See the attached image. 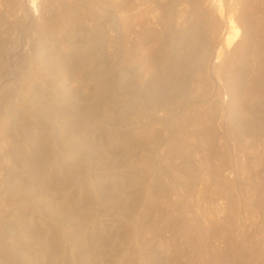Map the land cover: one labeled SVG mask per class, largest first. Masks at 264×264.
Masks as SVG:
<instances>
[{"label":"rangeland","instance_id":"rangeland-1","mask_svg":"<svg viewBox=\"0 0 264 264\" xmlns=\"http://www.w3.org/2000/svg\"><path fill=\"white\" fill-rule=\"evenodd\" d=\"M139 1L0 0V161L3 158L0 162V264H224L223 261L221 262L222 255L232 251L233 248L238 252L235 258L239 262L241 260V264L242 260H244L243 264H264V137L254 136L252 138L242 135L244 138H239L241 135L236 133L234 120L230 116L231 114L234 117L235 104L230 102L229 93L226 92V86L229 84L232 86L234 83L230 77L233 71H237L241 67L242 70L241 68L239 70L247 80L255 73L250 57L244 51L247 49L245 47L256 44L257 38L258 41L260 40L256 34L258 23H255L256 20L253 17L255 15L252 12L256 8L257 11L260 9L264 14V0ZM33 3L38 6V12L31 7L34 6ZM44 6L47 12H57L59 9L62 10L61 7H69L72 14L62 13V17L57 19L59 22L56 20L54 25L52 24L53 28L51 27L47 31L50 33L52 30V32L50 34L42 33L36 26H39L38 16L40 10L45 8ZM59 6L61 7L59 8ZM246 12L247 14H245ZM198 14H201L200 18L203 21H200ZM63 15H65V19ZM125 19L128 20L129 26L127 23L125 25ZM130 20L131 23H129ZM63 21L65 22L63 23ZM228 34L229 36H227ZM230 34H235L237 39ZM238 34L240 35L238 36ZM245 34H248V44L245 43L246 45L242 46L241 49L244 50L242 51L237 49L236 43ZM192 36L197 38L193 39ZM227 37H230L229 40ZM184 40L188 42H184ZM188 46L193 47L190 49ZM192 49L196 53V60H200L196 61L197 63L182 61L184 60L183 56ZM223 61H226L229 67ZM180 62H183L184 65ZM235 62H240V65ZM217 65H224L225 68L221 66L222 68H218V70ZM215 66L216 68H214ZM125 77L126 79H124ZM175 77L177 79H174ZM227 81L229 82L227 83ZM156 84L161 86L160 89ZM163 91L165 93L162 95ZM128 92H134L140 98L132 103L129 98L124 97ZM147 93L150 95L148 96ZM255 97L256 95L250 98L252 101H249L255 106L254 113L252 114V109H247L244 116L249 114L247 117L251 116L252 118L253 115L260 116L264 113V100ZM67 112L70 117L65 114ZM125 115L127 116L126 120ZM99 117L102 120L101 123L98 122ZM230 123L235 130L231 128ZM94 130L95 133H93ZM22 131L24 132L22 133ZM77 131L84 133L82 132L79 136ZM232 131L235 132L231 134ZM103 135L106 136L103 137ZM97 136L101 138V142ZM236 136L238 137L236 138ZM118 138L123 139V146H120L121 140ZM106 140L107 143L109 140L111 145L106 144ZM212 140L213 142H211ZM245 140L248 142L245 143ZM124 141L130 145L124 146L126 144ZM208 141L214 145L210 142L208 144ZM115 143H119V145ZM92 145L95 147L94 151L91 149ZM35 154L36 156L41 155L39 157L42 162L40 159L38 162H41V169L45 167L43 169L45 172L43 170L39 172L36 167H32L29 160ZM79 155L80 157H77ZM9 158L12 163L7 161ZM51 159L53 163H51ZM17 161H19V165ZM120 161L128 164H122ZM116 162L120 163L117 165ZM106 164L109 165V168H106ZM248 164L251 168L248 167ZM120 166L123 167V170H120ZM65 168L67 169L65 170ZM24 169H27L26 172ZM47 169L48 172H46ZM112 170L114 171L112 172ZM116 170H119L118 173L121 176ZM36 172L41 173V177ZM107 172L110 174L112 172L114 175L111 174V176ZM42 180L44 181L42 182ZM160 181L163 182L160 183ZM155 185L157 186L154 188ZM132 200L135 205L132 204ZM70 203L73 206L75 204V208L73 206L71 208ZM149 204L150 206H148ZM138 205H140L139 209ZM64 208L67 212H61ZM146 209L147 211H145ZM75 210L76 212H74ZM77 210L83 214L77 213ZM33 211L34 213H32ZM144 212L146 213L144 214ZM72 213H75L74 218H72ZM133 215L135 216L133 217ZM129 220H131L130 223H128ZM138 224L142 226L139 227ZM201 225L205 228H200ZM132 229L133 231H131ZM210 233L211 235H209ZM26 238L28 240H25ZM202 238L208 240L209 246L202 244ZM216 240L218 241L216 242ZM143 241L145 242L143 243ZM200 241L202 242L200 243ZM50 250L52 253L48 252ZM204 252H206L205 255H203ZM240 253H243V257H240ZM211 254H214L215 258ZM141 256L143 257L141 258ZM130 258H134V261Z\"/></svg>","mask_w":264,"mask_h":264},{"label":"bare ground","instance_id":"bare-ground-1","mask_svg":"<svg viewBox=\"0 0 264 264\" xmlns=\"http://www.w3.org/2000/svg\"><path fill=\"white\" fill-rule=\"evenodd\" d=\"M53 1V0H52ZM66 1V0H65ZM135 1H137V2H140L139 0H135ZM153 1H155L156 2V0H153ZM204 1V0H203ZM41 2V1H40ZM58 2V1H57ZM110 2V1H109ZM134 2V1H133ZM133 2H131V3H133ZM141 2H143L142 0H141ZM155 2H154V5H155ZM245 2V1H244ZM248 2V1H247ZM69 3V2H68ZM116 3V2H115ZM160 3V2H159ZM164 3V2H163ZM257 3V2H256ZM262 3V2H261ZM12 4V3H11ZM34 4V3H33ZM36 4V3H35ZM34 4V6L32 5L31 7H33L34 8V11H39V9H38V6H36ZM55 4H57V3H55ZM61 4V3H60ZM158 4V3H157ZM166 4V3H165ZM255 4V3H254ZM52 5V4H51ZM58 5H59V3H58ZM57 5V6H58ZM101 5V4H100ZM118 5V4H117ZM132 5V4H131ZM147 5V4H146ZM193 5V4H192ZM258 5H259V3H258ZM261 5V4H260ZM13 6V5H12ZM42 6V5H41ZM48 6V5H47ZM63 6H64V4H63ZM68 6V5H67ZM74 6H76V5H74ZM93 6V5H92ZM133 6V5H132ZM131 6V7H132ZM156 6V5H155ZM161 6V5H160ZM159 6V7H160ZM164 6V5H163ZM206 6V5H205ZM257 6V5H256ZM45 7V6H44ZM50 7V6H49ZM61 6H59V8H60ZM72 7V6H71ZM121 7V6H120ZM167 7V6H166ZM196 7V6H195ZM198 7V6H197ZM246 7V6H245ZM58 8V9H59ZM62 8V10L61 9H59V11H57V12H47L46 11V7L45 8H42L40 11V15L38 16L39 18L38 19H40V22H39V26H36V27H38V28H40L39 29V31L40 32H42V33H46L51 27L53 28V25H54V22L58 19H60L61 17H62V13H71L72 11H70V9H69V7L68 8H63V7H61ZM117 8V7H116ZM122 8V7H121ZM126 8V7H125ZM205 8V7H204ZM222 8V7H221ZM220 8V9H221ZM255 8V7H254ZM259 8H263V7H259ZM14 9V8H13ZM52 9V8H51ZM57 9V8H56ZM75 8H73V10H74ZM99 9V8H98ZM135 9V8H134ZM190 9V8H189ZM52 10H55V9H52ZM76 10V9H75ZM139 10V9H138ZM150 10V9H149ZM177 10V9H176ZM195 10V9H194ZM198 10V9H197ZM201 10V9H200ZM244 10V9H243ZM262 10V9H261ZM11 11V10H10ZM14 11V10H13ZM77 11V10H76ZM119 11V10H118ZM129 11V10H128ZM132 11V10H131ZM151 11V10H150ZM185 11V10H184ZM193 11V10H192ZM191 11V12H192ZM203 11V10H202ZM74 12V11H73ZM181 12V11H180ZM188 12V11H187ZM196 12V11H195ZM201 12V11H200ZM245 12V11H244ZM9 13V12H8ZM8 13H7V15H8ZM12 13V12H11ZM132 13V12H131ZM142 13V12H141ZM151 13V12H150ZM193 13H194V11H193ZM196 13H198V12H196ZM195 13V14H196ZM242 13V12H241ZM251 13V12H250ZM255 16H253V17H255V20H256V22L255 23H258V25L256 26V34H257V36H259V38H260V40L258 41V38H257V40H256V44H253V45H249V46H247V47H245V48H247L245 51L244 50H242L241 48H242V46H245L246 44H248V39H247V35L249 34V32H248V34H245L244 35V37H243V35H242V39L240 40V41H238V43H236L237 45H236V47H237V49H240V50H242V51H244L245 53H246V55L247 56H249L250 57V60H251V65H252V67L254 68V70H255V73H254V75L250 78L249 76V79L247 80V78L245 77V76H243V74H242V72H241V70H242V68H241V70H237V71H230V72H232L230 75V77H232V79L234 80V83H233V85L232 86H226V92H228L229 93V95L228 96H230V97H228V98H230V102L232 103V104H235V112L233 113L234 114V117H233V115H231L230 114V116H232V118H233V120H234V123H235V129L237 130L236 131V133L238 132V134L239 135H241V137H239V138H242L243 136L242 135H244V136H251L252 138L254 137V136H262V137H264V113L262 114V115H260V116H258V114H256V115H253L252 116V118H251V116L250 117H247V116H244L245 114H244V112L245 111H248V110H253V112H252V114L254 113V110H255V106H253L252 105V103L251 102H249L251 99V97H253L254 95H256V97H259V99L260 98H262L263 100H264V14L260 11V9H259V11H257V9L255 8V9H253V12H252ZM13 14V13H12ZM39 14V13H38ZM72 14V13H71ZM132 14H134V13H132ZM161 14V13H160ZM191 14V13H190ZM195 14H194V16H195ZM204 14V13H203ZM208 14V13H207ZM245 14H247V12L245 13ZM249 14V13H248ZM252 14V15H253ZM67 15V14H66ZM69 15V14H68ZM118 15V14H117ZM148 15V14H147ZM188 15V14H187ZM201 15V14H200ZM200 15L198 14V16H199V18H200ZM206 15V14H205ZM209 15H210V13H209ZM250 15V14H249ZM64 16L65 15H63V18H64ZM70 16V15H69ZM121 16V15H120ZM136 16V15H135ZM158 16V15H157ZM162 16H163V14H162ZM190 16V15H189ZM242 16V15H241ZM3 17V16H2ZM67 17V16H66ZM147 17V16H146ZM153 17V16H152ZM164 17V16H163ZM196 17H197V15H196ZM243 17V16H242ZM246 17V16H245ZM140 18V17H139ZM138 18V19H139ZM160 18H161V16H160ZM189 18V17H188ZM199 18H196V19H199ZM204 18V17H203ZM65 19V18H64ZM147 19V18H146ZM150 19V18H149ZM163 19V18H162ZM241 19V18H240ZM244 19V18H243ZM249 19H250V17H249ZM57 20V21H58ZM63 20V19H62ZM122 20V19H121ZM127 22H126V21ZM124 21H125V25H126V23H127V25H128V20L127 19H125ZM132 20V19H131ZM131 20H130V22L129 23H131ZM137 20V19H136ZM160 20V19H159ZM181 20V19H180ZM184 20V19H183ZM188 20V19H187ZM203 21V19H201L200 18V21ZM205 20V19H204ZM209 20V19H208ZM254 20V21H255ZM5 21V20H4ZM123 21V22H124ZM132 21H134V20H132ZM149 21V20H148ZM197 21V20H196ZM195 21V22H196ZM200 21H199V23H200ZM253 21V20H252ZM59 22V21H58ZM65 21H63V23H64ZM142 22V21H141ZM186 22V21H185ZM193 22H194V20H193ZM206 22H207V20H206ZM212 21H210V24H212L211 23ZM3 23V22H2ZM60 23H62V22H60ZM209 23V22H208ZM38 24V23H37ZM53 24V25H52ZM122 24V23H121ZM135 24V23H134ZM206 24V23H205ZM246 24V23H245ZM250 24V23H249ZM251 25H252V22H251ZM254 25V24H253ZM1 26V25H0ZM57 26V25H56ZM120 26H122V25H120ZM129 26V25H128ZM135 26V25H134ZM202 26V25H201ZM245 26V25H244ZM248 26V25H247ZM126 27V26H125ZM200 27V26H199ZM207 27V26H206ZM254 27V26H253ZM2 28V27H1ZM128 28V27H127ZM203 28V27H202ZM237 28V27H236ZM244 28V27H243ZM251 29H252V27H250ZM97 29V28H96ZM123 29H125V28H123ZM146 29V28H145ZM152 29V28H151ZM7 30V29H6ZM38 30V29H37ZM153 30V29H152ZM155 30V29H154ZM180 30V29H179ZM244 30V29H243ZM247 30H248V28H247ZM250 30V29H249ZM253 30V29H252ZM130 31V30H129ZM141 31V30H140ZM175 31V30H174ZM173 31V32H174ZM181 31V30H180ZM187 31V30H186ZM245 31H246V27H245ZM52 32V30L50 31V33ZM155 32V31H154ZM182 32V31H181ZM184 32V31H183ZM38 33V32H37ZM49 32H47L46 34H48ZM49 33V34H50ZM190 33V32H189ZM200 33V32H199ZM173 34V33H172ZM191 34H192V32H191ZM196 34V33H195ZM43 35V34H42ZM94 35V34H93ZM140 35V34H139ZM185 35V34H184ZM189 35V34H188ZM193 35V34H192ZM233 35H234V37H235V34H230V36H232L233 37ZM236 35H237V29H236ZM240 34H238V36H239ZM227 36H229V34L227 35ZM175 37V36H174ZM233 37V38H234ZM98 38V37H97ZM191 38H193V36L191 37ZM195 38V37H194ZM193 38V39H194ZM197 38V37H196ZM195 38V39H196ZM228 38V37H227ZM230 38V37H229ZM229 38L227 39V40H229ZM236 38V37H235ZM192 39V40H193ZM205 39V38H204ZM232 39V38H231ZM230 39V40H231ZM237 39V38H236ZM250 39V38H249ZM169 40V39H168ZM178 40V39H177ZM140 41V40H139ZM165 41V40H164ZM182 41V40H181ZM187 41V40H186ZM185 40H184V42H186ZM233 41V40H232ZM166 42V41H165ZM177 42H179V41H177ZM176 42V43H177ZM183 42V43H184ZM188 42V41H187ZM195 42V41H194ZM204 42H206V41H204ZM250 42V41H249ZM246 43V44H245ZM169 44V43H168ZM178 44V43H177ZM186 44V43H185ZM184 44V45H185ZM250 44V43H249ZM171 45V44H170ZM187 45V44H186ZM189 45V44H188ZM167 46H169V45H167ZM166 46V47H167ZM191 46V45H190ZM197 46V45H196ZM124 47V46H123ZM179 47V46H178ZM186 47V46H185ZM189 47V46H188ZM193 47V46H192ZM192 47H189L190 49L192 48ZM227 47V46H226ZM165 48V47H164ZM188 48V49H189ZM194 48H195V46H194ZM171 49V48H170ZM173 49V48H172ZM201 49V48H200ZM131 50V49H130ZM160 50H161V48H160ZM168 50V49H167ZM178 50V49H177ZM195 50H197V49H195ZM203 50V49H202ZM198 51V50H197ZM237 51V50H236ZM235 51V52H236ZM162 52V51H161ZM202 52V51H201ZM230 52V51H229ZM163 53V52H162ZM182 53V52H181ZM185 53H186V51H185ZM160 54V53H159ZM173 54H174V52H173ZM179 54V53H178ZM184 54V53H183ZM207 54V53H206ZM236 54V53H235ZM163 55H164V53H163ZM162 55V56H163ZM167 55H168V53H167ZM228 55V54H227ZM237 55V54H236ZM235 55V56H236ZM166 56V55H165ZM169 56V55H168ZM168 56H166V57H168ZM180 56V55H179ZM230 56V55H229ZM228 56V57H229ZM164 57V56H163ZM173 57V56H172ZM181 58H182V56H180ZM161 58V57H160ZM178 58V57H177ZM208 58H210V57H208ZM233 58V57H232ZM237 58H239V57H237ZM158 59V58H157ZM183 59L184 60H182V61H186V62H188V63H195L197 60H196V53H195V51L192 49L191 51H189L185 56H183ZM163 60H165V59H163ZM174 60V59H173ZM178 60H180V59H178ZM178 60H176V61H178ZM200 60V59H199ZM198 60V61H199ZM206 60H207V58H206ZM209 60V59H208ZM158 61V60H157ZM170 61V60H169ZM197 61V62H198ZM202 61V60H201ZM239 61V60H238ZM179 62V61H178ZM196 62V63H197ZM224 62V61H223ZM177 63V62H176ZM180 63H182L183 64V62H180ZM224 63H227L226 61L224 62ZM235 63H238V62H235ZM240 63V62H239ZM238 63V65H240ZM33 64V63H32ZM186 64V63H185ZM199 64V63H198ZM221 64V63H220ZM228 64V63H227ZM184 65V64H183ZM225 65V64H224ZM224 65H221V66H224ZM237 65V66H238ZM243 65V64H242ZM241 65V66H242ZM250 65V64H249ZM111 66V65H110ZM206 66V65H205ZM218 66V65H217ZM220 66V65H219ZM217 67V69L219 68H222L221 66L220 67ZM170 67V66H169ZM174 67V66H173ZM192 67V66H191ZM207 67V66H206ZM227 67V66H226ZM228 67H229V64H228ZM172 68V67H171ZM170 68V69H171ZM178 68V67H177ZM186 68V67H185ZM208 68V67H207ZM214 68H216V66L214 67ZM224 68H225V66H224ZM235 68L237 69V67L235 66ZM173 69V68H172ZM212 69V68H211ZM218 69V70H219ZM231 70H233L232 68H230ZM37 70V69H36ZM174 70V69H173ZM192 70V69H191ZM194 70H195V67H194ZM216 70V69H215ZM218 70H216V71H218ZM247 70V69H246ZM164 71V70H163ZM197 71V70H196ZM214 71V70H213ZM223 71H224V69H223ZM228 71V70H227ZM34 72V71H33ZM165 72V71H164ZM169 72V71H168ZM161 73V72H160ZM220 73L222 74V72L220 71ZM247 73V72H246ZM252 74V73H251ZM246 75H248V74H246ZM161 76V75H160ZM223 76V75H222ZM174 77V76H173ZM206 77V76H205ZM224 77V76H223ZM226 77V76H225ZM229 77V76H228ZM132 78V77H131ZM154 78V77H153ZM170 78V77H169ZM197 78V77H196ZM246 78V79H245ZM27 79V78H26ZM124 79H126V77L124 78ZM129 79H130V77H129ZM173 79V78H172ZM174 79H177L176 77L174 78ZM224 79V78H223ZM231 79V80H232ZM229 80V79H228ZM161 81V80H160ZM159 81V82H160ZM171 81V80H170ZM175 81V80H174ZM177 81V80H176ZM133 82V81H132ZM138 82V81H137ZM168 82V81H167ZM173 82V81H172ZM208 82V81H207ZM229 81H227V83H228ZM28 83V82H27ZM117 83V82H116ZM161 83H162V81H161ZM161 83H159L160 85H161ZM179 83V82H178ZM211 83V82H210ZM131 84V83H130ZM133 84V83H132ZM166 85V84H165ZM164 85V86H165ZM168 85V84H167ZM179 85H181V84H179ZM205 85V84H204ZM144 86V85H143ZM156 86H158V88L160 89V87L162 86H159V85H157L156 84ZM206 86V85H205ZM128 87H129V85H128ZM135 87V86H134ZM152 87V86H151ZM118 88V87H117ZM162 88H163V86H162ZM181 88V87H180ZM19 89V88H18ZM29 89H31V88H29ZM112 89V88H111ZM145 89V88H144ZM168 89V88H167ZM170 89V88H169ZM188 89V88H187ZM206 89V88H205ZM21 90H23L22 88H21ZM25 90V92H26V89H24ZM117 90V89H116ZM134 90V89H133ZM175 90V89H174ZM177 90V89H176ZM186 90V89H185ZM210 90V89H209ZM29 91H31V90H29ZM119 91V90H118ZM142 91V90H141ZM148 91V90H147ZM166 91V90H165ZM165 91H163V93H162V95L165 93ZM189 91V90H188ZM216 91H218V90H216ZM20 92V91H19ZM32 92V91H31ZM134 92H135V90H134ZM132 93V92H128V93H126L125 94V96L124 97H127V98H129L130 100H131V102L132 103H135L134 102V100L136 101L137 99H139L140 97L139 96H137L135 93ZM137 92H138V90H137ZM184 92V91H183ZM206 92H208V91H206ZM205 92V93H206ZM21 93V92H20ZM24 93V92H23ZM148 93H149V91H148ZM148 93H147V95H148ZM155 93V92H154ZM158 93V92H157ZM169 93H170V90H169ZM173 93V92H172ZM25 94V93H24ZM106 94V93H105ZM144 94V93H143ZM178 94V93H177ZM186 94V93H185ZM13 95V94H12ZM145 95V94H144ZM150 95V94H149ZM148 95V96H149ZM155 95V94H154ZM206 95V94H205ZM20 96V95H19ZM119 96H121V95H119ZM172 96V95H171ZM21 97H22V94H21ZM27 97V96H26ZM29 97V96H28ZM122 97V96H121ZM169 97V96H168ZM255 97V98H256ZM17 98H19V97H17ZM126 98V99H127ZM142 98V97H141ZM165 98V97H164ZM172 98V97H171ZM182 98V97H181ZM14 99H15V97H14ZM20 99V98H19ZM258 99V98H257ZM262 99H261V101H262ZM120 100V99H119ZM144 100V99H143ZM170 100V99H169ZM176 100V99H175ZM21 101V100H20ZM25 101V100H24ZM28 101V100H27ZM129 101V100H128ZM252 101V100H251ZM260 101V100H259ZM22 102H23V99H22ZM145 102V101H144ZM158 102V101H157ZM24 103V102H23ZM111 103V102H110ZM114 103V102H113ZM154 103V102H153ZM174 103V102H173ZM250 103H251V105H250ZM8 104V103H7ZM21 104V103H20ZM27 104V103H26ZM69 104H71V103H69ZM107 104V103H106ZM264 104V103H263ZM23 105V104H22ZM25 105V104H24ZM72 105V104H71ZM77 105V104H76ZM97 105V104H96ZM101 105V104H100ZM99 105V106H100ZM114 105V104H113ZM141 105V104H140ZM145 105V104H144ZM260 105H262V104H260ZM67 106H69V105H67ZM78 106V105H77ZM76 106V107H77ZM83 106V105H82ZM104 106H105V104H104ZM124 106V105H123ZM131 106V105H130ZM135 106H137V105H135ZM259 106V105H258ZM263 106V105H262ZM70 107V106H69ZM261 107V106H260ZM7 108V107H6ZM21 108V107H20ZM68 108V107H67ZM79 108V107H78ZM83 108V107H82ZM82 108H81V110H82ZM95 108V107H94ZM102 108V107H101ZM117 108V107H116ZM138 108V107H137ZM143 108V107H142ZM233 108H234V106H233ZM232 108V109H233ZM72 109V108H71ZM91 109V108H90ZM89 109V110H90ZM118 109V108H117ZM160 109V108H159ZM194 109V108H193ZM248 109V110H247ZM264 109V108H263ZM63 110V109H62ZM65 110V109H64ZM74 110V109H73ZM76 110V109H75ZM78 110V109H77ZM88 110V111H89ZM96 110V109H95ZM94 110V111H95ZM98 110V109H97ZM107 110V109H106ZM126 110V109H125ZM139 110V109H138ZM150 110H152V109H150ZM204 110V109H203ZM260 110V109H259ZM58 111V110H57ZM60 111V110H59ZM70 111V110H69ZM79 111V110H78ZM108 111V110H107ZM257 111V110H256ZM61 112V111H60ZM63 112V111H62ZM81 112V111H80ZM80 112H79V115H80ZM85 112V111H84ZM111 112V111H110ZM154 112V111H153ZM230 112V111H229ZM228 112V113H229ZM260 112V111H259ZM264 112V111H263ZM77 114H78V112H76ZM92 113V112H91ZM95 113H97V112H95ZM133 113V112H132ZM147 113V112H146ZM249 113V112H248ZM262 113V112H261ZM63 114V113H62ZM65 114H67V115H69V113L67 112V113H65ZM71 114V113H70ZM84 114V113H83ZM86 114V113H85ZM94 114V113H93ZM99 114V113H98ZM140 114V113H139ZM206 114V113H205ZM204 114V115H205ZM252 114H250V115H252ZM88 115H90L89 113H88ZM123 115V114H122ZM143 115V114H142ZM60 116V115H59ZM62 116V115H61ZM65 116V115H64ZM64 116H63V118H64ZM91 116V115H90ZM89 116V118H91ZM108 116V115H107ZM126 116V115H125ZM132 116V115H131ZM229 116V115H228ZM227 116V117H228ZM68 117H70V115L68 116ZM72 117V116H71ZM103 117V116H102ZM111 117V116H110ZM122 118H123V116H121ZM120 117V118H121ZM134 117V116H133ZM136 117V116H135ZM193 117V116H192ZM207 117V116H206ZM22 118V117H21ZM25 118V117H24ZM67 118V117H66ZM88 118V119H89ZM97 118V117H96ZM104 118V117H103ZM105 118H106V116H105ZM109 118V117H108ZM116 118H118V117H116ZM188 118V117H187ZM202 118V117H201ZM82 119V118H81ZM87 119V121H89ZM94 119V118H93ZM110 119V118H109ZM112 119V118H111ZM127 119V116H126V118H125V120ZM229 119H230V117H229ZM228 119V120H229ZM72 120V119H71ZM73 120H75L74 118H73ZM83 120V119H82ZM97 120V119H96ZM96 120H95V122H96ZM99 121L98 122H100V121H102V120H100V117H99V119H98ZM105 120V119H104ZM125 120L123 121V122H125ZM205 120V119H204ZM231 120V119H230ZM229 120V121H230ZM84 121V120H83ZM117 121V120H116ZM121 121V122H122ZM131 121V120H130ZM232 121V120H231ZM18 122V121H17ZM16 122V123H17ZM24 122H25V120H24ZM72 122V121H71ZM89 122H91V121H89ZM88 122V123H89ZM98 122H97V124H98ZM118 122V121H117ZM120 122V123H121ZM14 123V122H13ZM28 123V122H27ZM92 123V122H91ZM91 123H89V124H91ZM101 123V122H100ZM99 123V124H100ZM112 123V122H111ZM127 123H128V121H127ZM126 123V124H127ZM135 123V122H134ZM137 123V122H136ZM205 123V122H204ZM233 123V124H234ZM32 124V123H31ZM79 124V123H78ZM94 124V123H93ZM107 124V123H106ZM118 124V123H117ZM129 124V123H128ZM231 124L232 123H230V126H231ZM23 125H25V124H23ZM29 125V124H28ZM33 125V124H32ZM101 125V124H100ZM108 125V124H107ZM111 125V124H110ZM115 125V124H114ZM122 125V124H121ZM125 125V124H124ZM137 125V124H136ZM186 125V124H185ZM207 125V124H206ZM20 126V125H19ZM69 126V125H68ZM80 126V125H79ZM86 126V125H85ZM94 126V125H93ZM92 126V127H93ZM188 126V125H187ZM209 126V125H208ZM14 127V126H13ZM33 127V126H32ZM75 127V126H74ZM82 127V126H81ZM87 127V126H86ZM98 127V126H97ZM107 127V126H106ZM109 127V126H108ZM114 127V126H113ZM136 127H138V126H136ZM204 127V126H203ZM234 127V126H233ZM83 128H85V127H83ZM111 128V127H110ZM180 128V127H179ZM212 128V127H211ZM231 128H232V126H231ZM30 129V128H29ZM103 129V128H102ZM128 129V128H127ZM194 129V128H193ZM202 129V128H201ZM214 130H215V128H213ZM212 129V130H213ZM230 129V128H229ZM233 130H235L234 128H232ZM24 130V129H23ZM85 130V129H84ZM116 130V129H115ZM133 130H134V128H133ZM136 130V129H135ZM140 130V129H139ZM126 131V130H125ZM129 131V130H128ZM185 131V130H184ZM204 131V130H203ZM211 131V130H210ZM229 131V130H228ZM231 131V130H230ZM229 131V132H230ZM14 132V131H13ZM15 132H16V129H15ZM14 132V133H15ZM24 131H22V133H23ZM79 131H77V133H78ZM83 132V131H82ZM81 132V133H82ZM86 132V131H85ZM90 132V131H89ZM117 132V131H116ZM131 132V131H130ZM137 132V131H136ZM200 132V131H199ZM233 132H235V131H232L231 132V134L233 133ZM35 133V132H34ZM80 132H79V136H80V134H81ZM84 133V132H83ZM93 133H95V130H94V132ZM97 133H101V132H97ZM217 133V132H216ZM25 134V133H24ZM104 134V133H103ZM133 134V133H132ZM204 134H205V131H204ZM207 134H208V132H207ZM213 134V133H212ZM211 134V135H212ZM27 135V134H26ZM107 135V134H106ZM105 135V136H106ZM116 135H117V133H116ZM120 135V134H119ZM144 135V134H143ZM210 135V134H209ZM235 135H237V134H235ZM235 135H233V136H235ZM17 136V135H16ZM24 136V135H23ZM83 136V135H82ZM85 136V135H84ZM91 136V135H90ZM104 135H103V137H105ZM133 136V135H132ZM138 136V135H137ZM195 136V135H194ZM207 136V135H206ZM69 137V136H68ZM94 137V136H93ZM98 137V136H97ZM121 137V136H120ZM130 137V136H129ZM205 137V136H204ZM211 137V136H210ZM217 137V136H216ZM223 137V136H222ZM238 136H236V138H237ZM82 138V137H81ZM85 138V137H84ZM87 138V137H86ZM89 138V137H88ZM87 138V139H88ZM96 138V137H95ZM98 138H100V137H98ZM206 138V137H205ZM244 138V137H243ZM242 138V139H243ZM261 138V137H260ZM33 139V138H32ZM40 139V138H39ZM42 139V138H41ZM109 139V138H108ZM118 139H120V138H118ZM131 139H132V137H131ZM140 139H141V137H140ZM210 139V138H209ZM248 139V138H247ZM255 139V138H254ZM17 140H19L18 138H17ZM36 140V139H35ZM38 140V139H37ZM82 140H83V138H82ZM86 140V139H85ZM90 140H91V138H90ZM121 140V139H120ZM119 140V141H120ZM123 140V139H122ZM122 140H121V142H120V146H123L122 144ZM124 140H125V138H124ZM127 140V139H126ZM240 140V139H239ZM49 141V140H48ZM97 141H99V140H97ZM115 141H117V140H115ZM114 141V142H115ZM146 141V140H145ZM246 141L248 142V140H245L244 142L246 143ZM254 141V140H253ZM22 142V141H21ZM40 142V141H39ZM90 142V141H89ZM100 142H101V138H100ZM125 143L127 142V141H124ZM204 142V141H203ZM202 142V143H203ZM209 142L210 141H208V144H209ZM211 142H213V140L211 141ZM210 142V143H211ZM49 143V142H48ZM84 143V142H83ZM92 143H93V140H92ZM108 143H109V140H108ZM107 143V140H106V144H108ZM136 143H138V142H136ZM201 143V144H202ZM206 143H207V140H206ZM251 143V142H250ZM23 144V143H22ZM39 144V143H38ZM38 144H36V145H38ZM86 144H87V142H86ZM90 144V143H89ZM110 144V143H109ZM108 144V145H109ZM115 144H117V145H119V143H115ZM211 144H213V143H211ZM49 145V144H48ZM94 145H96L95 143H94ZM103 145H105L104 143H103ZM111 145V144H110ZM113 145V144H112ZM125 145H130V144H124V146ZM135 145V144H134ZM204 145H206V144H204ZM214 145V144H213ZM53 146V145H52ZM86 146V145H85ZM89 146V145H88ZM93 146V145H92ZM106 146V145H105ZM104 146V147H105ZM138 146V145H137ZM207 146H210V145H207ZM217 146V145H216ZM34 147V146H33ZM42 147V146H41ZM44 147V146H43ZM113 147V146H112ZM119 147V146H118ZM163 147V146H162ZM210 147H212V146H210ZM14 148V147H13ZM36 148H38V147H36ZM49 148H51V147H49ZM53 148V147H52ZM78 148V147H77ZM85 148H87V147H85ZM93 148H95L94 146L91 148V149H93ZM98 148V147H97ZM100 148V147H99ZM110 148V147H109ZM122 148V147H121ZM264 148V147H263ZM15 149V148H14ZM30 149H32V148H30ZM29 149V151H31ZM74 149H76V148H74ZM101 149V148H100ZM105 149V148H104ZM130 149H132V148H130ZM193 149V148H192ZM209 149V148H208ZM214 149V148H213ZM17 150H19V149H17ZM36 150V149H35ZM89 150V149H88ZM125 150V149H124ZM244 150V149H243ZM93 151H94V149H93ZM128 151V150H127ZM132 152H133V150H131ZM196 151V150H195ZM203 151H204V148H203ZM206 151V150H205ZM253 151V150H252ZM78 152V151H77ZM80 152V151H79ZM105 152V151H104ZM125 152V151H124ZM262 152V151H261ZM261 152H259V153H261ZM27 153V152H26ZM34 153V152H33ZM75 153V152H74ZM73 153V154H74ZM91 153V152H90ZM98 153V152H97ZM106 153V152H105ZM104 153V154H105ZM127 153V152H126ZM168 153V152H167ZM202 153V152H201ZM206 153V152H205ZM17 154H19V153H17ZM21 154V153H20ZM77 155H78V153H76ZM99 154V153H98ZM97 154V155H98ZM123 154V153H122ZM131 154V153H130ZM133 154V153H132ZM216 154V153H215ZM219 154V153H218ZM6 155V154H5ZM14 155H15V153H14ZM31 155H33V154H31ZM30 155V156H31ZM108 155V154H107ZM29 156V155H28ZM28 156H26V157H28ZM39 156H41V155H37L36 156V154L34 155V156H31L32 157V159H31V157H30V159L32 160H29L30 162H31V164L33 165L32 167H36L37 169H38V171L40 172H42V170L45 168V167H43V169H41V162H42V159H40V157ZM44 156V155H43ZM89 156H91V155H89ZM205 156H207L206 154H205ZM260 156V155H259ZM13 157V156H12ZM45 158H47L46 156H44ZM43 157V158H44ZM77 157H80V155L79 156H77ZM76 157V158H77ZM109 157V156H108ZM8 158V157H7ZM16 158V157H15ZM14 158V159H15ZM101 158V157H100ZM224 158V157H223ZM259 158V157H258ZM3 159V158H2ZM2 159H1V161H2ZM6 159V158H5ZM23 159H24V157H23ZM38 159H40L41 160V162H38ZM94 159V158H93ZM95 159H97V158H95ZM105 159V158H104ZM103 159V160H104ZM106 159H108V158H106ZM111 159V158H110ZM117 159V158H116ZM119 159V158H118ZM117 159V160H118ZM132 159V158H131ZM167 159V158H166ZM263 159V158H262ZM16 160V159H15ZM25 160H27V159H25ZM39 160V161H40ZM47 160V159H46ZM224 160V159H223ZM0 161V162H1ZM4 161V160H3ZM7 161H10V158H9V160H7ZM50 161H52L51 163H53V160L51 159ZM116 161V160H115ZM129 161V160H128ZM147 161V160H146ZM176 161V160H175ZM179 161V160H178ZM6 162V161H5ZM11 162V161H10ZM22 162V161H21ZM20 162V163H21ZM28 162V161H27ZM29 162V163H30ZM103 162V161H102ZM101 162V163H102ZM121 162V161H120ZM120 162H118V163H120ZM177 162V161H176ZM7 163V162H6ZM12 163V162H11ZM19 163V161H17V164ZM25 163V162H24ZM23 163V164H24ZM45 163V162H44ZM84 163V162H83ZM117 163V162H116ZM118 163H117V165H118ZM122 164H125L124 162H121ZM129 163H131L130 161H129ZM223 163V162H222ZM23 164H21V165H23ZM46 164V163H45ZM57 164V163H56ZM59 164V163H58ZM105 164V163H104ZM111 164V163H110ZM114 164V163H113ZM128 164V163H127ZM127 164H125V165H127ZM251 164V163H250ZM250 164H248V167H250L249 165ZM264 164V163H263ZM6 165V164H5ZM19 165V164H18ZM98 165H99V163H98ZM107 165V164H106ZM114 165H116V164H114ZM113 165V166H114ZM120 165V164H119ZM148 165V164H147ZM180 165V164H179ZM4 166V165H3ZM27 166V165H26ZM58 166V165H57ZM84 166V165H83ZM109 165H107V167L106 168H109L108 167ZM123 166V165H122ZM129 167H130V165H128ZM134 166V165H133ZM244 166H245V164H244ZM252 166V165H251ZM262 166V165H261ZM9 167V166H8ZM29 167V166H28ZM75 167V166H74ZM78 167V166H77ZM85 167V166H84ZM99 167V166H98ZM124 167V166H123ZM123 167H119L120 168V170L123 168ZM129 167H127L126 166V168H129ZM246 167V166H245ZM245 167H244V169H245ZM254 167V166H253ZM7 168V167H6ZM24 168V167H23ZM30 168V167H29ZM28 168V169H29ZM59 168V167H58ZM71 168V167H70ZM115 168H116V166H115ZM131 168V167H130ZM199 168H201V167H199ZM247 168V167H246ZM251 168V167H250ZM21 169V168H20ZM31 169V168H30ZM37 169H36V171H37ZM67 168H65V170H66ZM69 169V168H68ZM112 169V168H111ZM116 169H118V167L116 168ZM132 169H133V167H132ZM134 169H136V168H134ZM206 169V168H205ZM215 169V168H214ZM25 170V172H26V170L27 169H24ZM35 170V169H34ZM81 170V169H80ZM108 170V169H107ZM115 170V169H114ZM114 170H112V172L114 171ZM123 170V169H122ZM212 170V169H211ZM21 171V170H20ZM29 172H30V170H28ZM33 171V170H32ZM31 171V172H32ZM37 171V172H38ZM44 171V170H43ZM49 170L47 169V171L46 172H48ZM90 171V170H89ZM102 171L104 172V170L102 169ZM108 171H111V170H108ZM117 171V170H116ZM115 171V172H116ZM141 171V170H140ZM153 171V170H152ZM156 171V170H155ZM190 171V170H189ZM210 171V170H209ZM246 171V170H245ZM244 171V172H245ZM12 172V171H11ZM24 172V173H25ZM35 172V171H34ZM33 172V174H35ZM36 172V173H37ZM45 172V171H44ZM76 172V171H75ZM80 172V171H79ZM106 172V171H105ZM112 172H111V174H112ZM119 172V170L117 171V173ZM122 172V171H121ZM149 172V171H148ZM169 172V171H168ZM181 172H183V171H181ZM210 172H213V171H210ZM221 172V171H220ZM246 172H248V171H246ZM250 172H251V170H250ZM249 172V173H250ZM261 172V171H260ZM14 173H16V172H14ZM13 173V174H14ZM19 173V172H18ZM23 173V172H22ZM23 173V174H24ZM63 173H64V171H63ZM88 173V172H87ZM100 173V172H99ZM108 173V172H107ZM37 174H39V176L41 177V173H37ZM62 174V173H61ZM66 174V173H65ZM108 174H110V173H108ZM110 174V175H111ZM119 174V173H118ZM118 174H115V175H118ZM129 174V173H128ZM131 174V173H130ZM178 174V173H177ZM221 174V173H220ZM247 174V173H246ZM262 174H263V172H262ZM16 175V174H15ZM44 175V174H43ZM47 175V174H46ZM69 176H71L70 174H68ZM77 175V174H76ZM80 175H81V172H80ZM112 175H114V174H112ZM111 175V176H112ZM120 175V174H119ZM136 175H138V174H136ZM142 175H143V173H142ZM242 175V174H241ZM18 176V175H17ZM30 176H32L31 174H30ZM38 176V177H39ZM109 176V175H108ZM121 176V175H120ZM144 176V175H143ZM175 176V175H174ZM251 176V175H250ZM249 176V177H250ZM253 176V175H252ZM260 176V175H259ZM81 177V176H80ZM84 177V176H83ZM105 177V176H104ZM118 177V176H117ZM185 177H186V175H185ZM229 177V176H228ZM66 178V177H65ZM67 178H68V176H67ZM91 178V177H90ZM113 178V177H112ZM115 178H116V176H115ZM123 178V177H122ZM132 178V177H131ZM195 178H196V176H195ZM19 179V178H18ZM42 179V178H41ZM48 179H50V178H48ZM130 179V178H129ZM187 179V178H186ZM191 179V178H190ZM229 179H231V178H229ZM249 179V178H248ZM45 180H46V178H45ZM54 180V179H53ZM63 180V179H62ZM76 180V179H75ZM118 180V179H117ZM142 180V179H141ZM158 180V179H157ZM171 180V179H170ZM188 180V179H187ZM259 180V179H258ZM30 181V180H29ZM34 181V180H33ZM44 180H42V182H43ZM51 181V180H50ZM97 181V180H96ZM131 181V180H130ZM136 181V180H135ZM150 181H151V179H150ZM192 181V180H191ZM217 181V180H216ZM223 181V180H222ZM232 181V180H231ZM46 182H47V180H46ZM128 182V181H127ZM132 182H133V180H132ZM161 182H163V181H160V183ZM187 182V181H186ZM241 182V181H240ZM254 182V181H253ZM19 183H21V182H19ZM24 183V182H23ZM76 183H77V180H76ZM75 183V184H76ZM124 183V182H123ZM138 183V182H137ZM154 183H157V182H154ZM159 183V184H160ZM168 183V182H167ZM29 184V183H28ZM48 184V183H47ZM52 184V183H51ZM67 184V183H66ZM74 184V183H73ZM74 184V185H75ZM78 184V183H77ZM144 184V183H143ZM166 184V183H165ZM191 184V183H190ZM197 184V183H196ZM252 184V183H251ZM258 184V183H257ZM263 184V183H262ZM24 185V184H23ZM56 185V184H55ZM119 185V184H118ZM129 185V184H128ZM127 185V186H128ZM188 185V184H187ZM256 185V184H255ZM254 185V186H255ZM63 186V185H62ZM64 186H67V185H64ZM71 186V185H70ZM69 186V187H70ZM131 186V185H130ZM133 186V185H132ZM157 185H155V186H153L154 188L156 187ZM167 186V185H166ZM188 186H190V185H188ZM194 186V185H193ZM25 187V186H24ZM23 187V188H24ZM34 187H35V185H34ZM68 187V186H67ZM137 187V186H136ZM140 187V186H139ZM138 187V188H139ZM143 187V186H142ZM148 187H150V186H148ZM153 187H152V189H153ZM251 188H252V186H250ZM39 188V187H38ZM44 188V187H43ZM64 188V187H63ZM66 188V187H65ZM129 188V187H128ZM151 188V187H150ZM158 188H159V186H158ZM168 188V187H167ZM179 188V187H178ZM22 189V188H21ZM51 189V188H50ZM55 189H56V187H55ZM60 189V188H59ZM67 189V188H66ZM118 189V188H117ZM194 189V188H193ZM196 189H197V187H196ZM246 189V188H245ZM33 190V189H32ZM69 190V189H68ZM71 190H72V188H71ZM131 190H133V189H131ZM144 190H146V189H144ZM157 190V189H156ZM155 190V191H156ZM199 190V189H198ZM243 190H244V188H243ZM246 190H248V189H246ZM249 190H251V189H249ZM22 191V190H21ZM29 191V190H28ZM35 191V190H34ZM56 191V190H55ZM57 191H59V190H57ZM56 191V192H57ZM67 191V190H66ZM134 191V190H133ZM20 192V191H19ZM18 192V193H19ZM23 192V191H22ZM31 192V191H30ZM36 192V191H35ZM38 192V191H37ZM52 192V191H51ZM119 192V191H118ZM137 192V191H136ZM135 192V193H136ZM162 192V191H161ZM160 192V193H161ZM244 192V191H243ZM45 193V192H44ZM97 193V192H96ZM141 193V192H140ZM155 193V192H154ZM166 193V192H165ZM249 193V192H248ZM23 194H25V193H23ZM22 194V195H23ZM84 194V193H83ZM119 194V193H118ZM133 194H134V192H133ZM132 194V195H133ZM20 195V194H19ZM40 195V194H39ZM70 195V194H69ZM138 195V194H137ZM144 195V194H143ZM157 195V194H156ZM163 195V194H162ZM197 195V194H196ZM47 196V195H46ZM82 196V195H81ZM98 196V195H97ZM100 196V195H99ZM117 196V195H116ZM119 196V195H118ZM139 196V195H138ZM138 196H136V197H138ZM165 196V195H164ZM21 197H23V196H21ZM50 197H51V195H50ZM55 197V196H54ZM73 197V196H72ZM71 197V198H72ZM112 197V196H111ZM119 197H121V196H119ZM135 197V198H136ZM261 197V196H260ZM19 198H20V196H19ZM25 198V197H24ZM62 198V197H61ZM64 198V197H63ZM75 198H77V197H75ZM96 198H98V197H96ZM105 198V197H104ZM139 198V197H138ZM158 198V197H157ZM256 198V197H255ZM23 199V198H22ZM78 199H80V198H78ZM82 199V198H81ZM92 199V198H91ZM103 199V198H102ZM117 199V198H116ZM126 199H127V197H126ZM27 200V199H26ZM41 200V199H40ZM46 200V199H45ZM52 200V199H51ZM54 200V199H53ZM69 200V199H68ZM128 200V199H127ZM145 200V199H144ZM198 200V199H197ZM208 200V199H207ZM245 200V199H244ZM30 201V200H29ZM56 201V200H55ZM60 201V200H59ZM76 201V200H75ZM211 201V200H210ZM232 201V200H231ZM19 202V201H18ZM22 202H24V201H22ZM58 202V201H57ZM70 202H72L71 200H70ZM113 202V201H112ZM111 202V203H112ZM131 202V201H130ZM134 201L132 200V204H134L135 205V202L133 203ZM31 203V202H30ZM60 203V202H59ZM73 203V202H72ZM102 203V202H101ZM105 203V202H104ZM114 203V202H113ZM143 203V202H142ZM176 203V202H175ZM237 203V202H236ZM240 203V202H239ZM253 203V202H252ZM22 204V203H21ZM34 204V203H33ZM41 204V203H40ZM49 204V203H48ZM47 204V205H48ZM52 204V203H51ZM71 204V203H70ZM69 204V205H70ZM87 204V203H86ZM108 204V203H107ZM144 204V203H143ZM201 204H203V203H201ZM251 204V203H250ZM92 205V204H91ZM90 205V206H91ZM116 205V204H115ZM211 205V204H210ZM235 205V204H234ZM26 206V205H25ZM63 206V205H62ZM72 204H71V208H72ZM139 206V207H138ZM137 207H138V209L140 208V205H138ZM148 206H150V204L148 205ZM171 206V205H170ZM225 206V205H224ZM254 206V205H253ZM58 207V206H57ZM56 207V208H57ZM92 207V206H91ZM117 207V206H116ZM125 207V206H124ZM134 207V206H133ZM132 207V208H133ZM147 207V206H146ZM223 207V206H222ZM229 207V206H228ZM257 207V206H256ZM33 208V207H32ZM59 208V207H58ZM65 208H67L66 206H65ZM65 208L63 209V210H61V212L62 211H65V212H67L66 210H65ZM69 208V207H68ZM73 208H75V204H74V206H73ZM134 208H136V207H134ZM250 208V207H249ZM43 209V208H42ZM45 209V208H44ZM60 209V208H59ZM77 209L79 210V208H78V206H77ZM83 209V208H82ZM143 209V208H142ZM149 209V208H148ZM233 209V208H232ZM231 209V210H232ZM238 209V208H237ZM254 209H255V207H254ZM26 210V209H25ZM46 210V209H45ZM77 210V211H78ZM134 210V209H133ZM137 210V209H136ZM144 210V209H143ZM142 210V211H143ZM151 210V209H150ZM153 210V209H152ZM165 210V209H164ZM173 210V209H172ZM227 210H229V209H227ZM58 211V210H57ZM56 211V212H57ZM69 211H71V210H69ZM72 211H73V209H72ZM71 211V212H72ZM86 211V210H85ZM121 211V210H120ZM145 211H147V209L145 210ZM213 211V210H212ZM234 211V210H233ZM235 211H237V210H235ZM256 211H258V210H256ZM48 212V211H47ZM55 212V211H54ZM74 212H76V210L74 211ZM81 212V211H80ZM79 211L77 212V213H80ZM87 212H89V211H87ZM125 212V211H124ZM123 212V213H124ZM140 212V211H139ZM230 212V211H229ZM232 212V211H231ZM32 213H34V211L32 212ZM46 213V212H45ZM70 213V212H69ZM76 213V215H78ZM121 213V212H120ZM126 213V212H125ZM142 213V212H141ZM146 212H144V214H145ZM148 213V212H147ZM234 213V212H233ZM240 213V212H239ZM245 213V212H244ZM28 214H29V212H28ZM31 214V213H30ZM40 214V213H39ZM47 214V213H46ZM67 214V213H66ZM75 214V213H74ZM74 214L72 213V215H73V217L72 218H74ZM81 214H83V212H81ZM81 214H80V216H81ZM130 214V213H129ZM135 214V213H134ZM231 214V213H230ZM125 215V214H124ZM132 215V214H131ZM136 215V214H135ZM135 215H133V217L135 216ZM142 215V214H141ZM236 215V214H235ZM21 217H22V215H20ZM58 216H59V214H58ZM61 216V215H60ZM71 216V215H70ZM83 216V215H82ZM143 216H145V215H143ZM176 216V215H175ZM184 216V215H183ZM182 216V217H183ZM186 216V215H185ZM202 216V215H201ZM234 216V215H233ZM31 217V216H30ZM42 217V216H41ZM87 217V216H86ZM151 217V216H150ZM180 217V216H179ZM20 218V217H19ZM23 218V217H22ZM68 218V217H67ZM71 218V217H70ZM69 218V219H70ZM75 218H77V217H75ZM80 218V217H79ZM131 218V217H130ZM136 218V217H135ZM138 218V217H137ZM136 218V219H137ZM46 219V218H45ZM83 219H86V218H83ZM121 219V218H120ZM123 219V218H122ZM128 219V218H127ZM143 219V218H142ZM148 219V218H147ZM183 219V218H182ZM184 219H185V217H184ZM190 219V218H189ZM220 219V218H219ZM263 219V218H262ZM18 220V219H17ZM75 220V219H74ZM132 221H135V220H133V219H131ZM131 220H129V222L128 223H130V221ZM192 220V219H191ZM234 220V219H233ZM22 221H23V219H22ZM21 221V222H22ZM73 221V220H72ZM152 221V220H151ZM151 221H150V223H151ZM154 221V220H153ZM164 221H167V220H164ZM181 221V220H180ZM183 221V220H182ZM205 221V220H204ZM216 221V220H215ZM19 222V221H18ZM66 222V221H65ZM84 222V221H83ZM158 222V221H157ZM178 222V221H177ZM189 222V221H188ZM197 222V221H196ZM221 222V221H220ZM236 222V221H235ZM237 222H238V220H237ZM261 222V221H260ZM264 222V221H263ZM136 223V222H135ZM134 223V224H135ZM167 223V222H166ZM182 223V222H181ZM185 223V222H184ZM189 223H191V222H189ZM194 223V222H193ZM201 223V222H200ZM211 223V222H210ZM262 223V222H261ZM2 224V223H1ZM4 224V223H3ZM23 224V223H22ZM75 224V223H74ZM87 224H88V222H87ZM126 224V223H125ZM124 224V225H125ZM132 224V223H131ZM137 224V223H136ZM162 224V223H161ZM165 224V223H164ZM171 224V223H170ZM169 224V225H170ZM176 224V223H175ZM214 224V223H213ZM263 224V223H262ZM133 225V224H132ZM163 225V224H162ZM166 225V224H165ZM190 225V224H189ZM189 225H188V228H189ZM207 225V224H206ZM212 225V224H211ZM217 225V224H216ZM230 225V224H229ZM26 226V225H25ZM60 226V225H59ZM66 226V225H65ZM131 226V225H130ZM138 226H139V224H138ZM140 226H142L141 224H140ZM139 226V227H140ZM149 226V225H148ZM151 226H153L152 224H151ZM172 226V225H171ZM191 226V225H190ZM222 226V225H221ZM263 226V225H262ZM22 227V226H21ZM68 227V226H67ZM126 227V226H125ZM145 227V226H144ZM160 227V226H159ZM197 227V226H196ZM202 227V225L200 226V228ZM204 227V226H203ZM202 227V228H203ZM230 227V226H229ZM244 227V226H243ZM39 228V227H38ZM41 228V227H40ZM78 228H80V227H78ZM82 228V227H81ZM86 228V227H85ZM146 228V227H145ZM145 228H144V230H145ZM149 228V227H148ZM153 228V227H152ZM157 228V227H156ZM187 228V227H186ZM193 228V227H192ZM205 228V227H204ZM208 228H210V227H208ZM256 228V227H255ZM42 229V228H41ZM48 229V228H47ZM84 229V228H83ZM128 229V228H127ZM142 229V228H141ZM173 229V228H172ZM194 229H196V228H194ZM207 229V228H206ZM50 230V229H49ZM151 230V229H150ZM181 230V229H180ZM203 230H205V229H203ZM54 231V230H53ZM79 231H80V229H79ZM81 231H84V230H81ZM131 231H133V229L131 230ZM153 231V230H152ZM156 231V230H155ZM159 231V230H158ZM170 231V230H169ZM173 231H175V230H173ZM182 231V230H181ZM17 232V231H16ZM30 232V231H29ZM35 232V231H34ZM40 232V231H39ZM90 232V231H89ZM118 232V231H117ZM127 232V231H126ZM126 232H124V233H126ZM128 232H129V229H128ZM135 232V231H134ZM139 232H140V230H139ZM160 232V231H159ZM176 232V231H175ZM178 232V231H177ZM197 232V231H196ZM203 232V231H202ZM207 232V231H206ZM209 232V231H208ZM244 232V231H243ZM54 233V232H53ZM63 233V232H62ZM84 233V232H83ZM120 233H122V232H120ZM123 233V234H124ZM130 233V232H129ZM132 233V232H131ZM137 233V232H136ZM157 233V232H156ZM173 233V232H172ZM171 233V234H172ZM181 233V232H180ZM179 233V234H180ZM190 233V232H189ZM212 233V232H211ZM211 233L209 234V235H211ZM263 233V232H262ZM41 234V233H40ZM88 235H89V233H87ZM86 234V235H87ZM115 234H117V233H115ZM185 234V233H184ZM217 234V233H216ZM222 234V233H221ZM23 235V234H22ZM42 235H43V233H42ZM52 235V234H51ZM62 235V234H61ZM69 235V234H68ZM129 235V234H128ZM165 235V234H164ZM191 235V234H190ZM193 235V234H192ZM198 235V234H197ZM215 235V234H214ZM20 236V235H19ZM64 236V235H63ZM118 236V235H117ZM125 236H126V234H125ZM135 236V235H134ZM181 236V235H180ZM203 236V235H202ZM207 236V235H206ZM24 237H26V236H24ZM29 237V236H28ZM35 237H36V235H35ZM43 237H45V236H43ZM43 237H42V239H43ZM47 237V236H46ZM49 237V236H48ZM77 237H78V235H77ZM82 237V236H81ZM115 237H116V235H115ZM121 237V236H120ZM129 237V236H128ZM158 237H160V236H158ZM178 237H179V235H178ZM184 237V236H183ZM3 238V237H2ZM30 238H32V237H30ZM37 238V237H36ZM39 238V237H38ZM41 238V237H40ZM52 238V237H51ZM50 238V239H51ZM119 238V237H118ZM125 239H126V237H124ZM123 238V239H124ZM139 238V237H138ZM154 238V237H153ZM162 238V237H161ZM166 238V237H165ZM172 238H174L173 236H172ZM188 238V237H187ZM191 238V237H190ZM210 238H211V236H210ZM23 239V238H22ZM33 240H34V236H33V238H32ZM56 239V238H55ZM79 240H80V237L78 238ZM112 239V238H111ZM127 239H129V238H127ZM170 239V238H169ZM177 239V238H176ZM183 239V238H182ZM189 239V238H188ZM187 239V240H188ZM203 239V238H202ZM226 239V238H225ZM4 240H5V238L3 239V243H4ZM25 240H28L27 238L25 239ZM38 240H40V239H38ZM44 240H45V238H44ZM47 240V239H46ZM78 240V241H79ZM131 240V239H130ZM129 240V241H130ZM132 240H133V238H132ZM148 240V239H147ZM151 240H152V238H151ZM161 240V239H160ZM163 240V239H162ZM173 240V239H172ZM186 240V239H185ZM191 240V239H190ZM193 240V239H192ZM191 240V241H192ZM244 240V239H243ZM8 241V240H7ZM35 241H36V239H35ZM48 241V240H47ZM92 241V240H91ZM125 241V240H124ZM128 241V240H127ZM134 241V240H133ZM176 241V240H175ZM180 241H181V238H180ZM199 241V240H198ZM207 241L208 240H204L203 239V242L202 241H200V243L202 242V244H206V245H208L207 244ZM218 240H216V242H217ZM221 241V240H220ZM226 241V240H225ZM228 241V240H227ZM254 241V240H253ZM16 242V241H15ZM29 242V241H28ZM40 242V241H39ZM44 242V241H43ZM53 242V241H52ZM80 242H82V241H80ZM90 242V241H89ZM139 242V241H138ZM145 241H143V243H144ZM149 242V241H148ZM151 242V241H150ZM153 242V241H152ZM34 243V242H33ZM32 243V244H33ZM46 243V242H45ZM49 243H50V241H49ZM54 243V242H53ZM52 243V244H53ZM102 243H103V241H102ZM135 243H136V241H135ZM134 243V244H135ZM167 243V242H166ZM193 243V242H192ZM199 243V244H200ZM211 243V242H210ZM219 243V242H218ZM222 243V242H221ZM224 243V242H223ZM234 243V242H233ZM38 244V243H37ZM47 244V243H46ZM57 244V243H56ZM76 244V243H75ZM98 244H99V242H98ZM142 244V243H141ZM172 244H173V242H172ZM182 244V243H181ZM194 244V243H193ZM196 244V243H195ZM198 244V245H199ZM236 244V243H235ZM242 244V243H241ZM43 245V244H42ZM49 245V244H48ZM48 245L46 246V249L48 248ZM102 245V244H101ZM122 245V244H121ZM137 245V244H136ZM144 245V244H143ZM152 245H153V243H152ZM151 245V246H152ZM166 245V244H165ZM180 245V244H179ZM186 245V244H185ZM197 245V244H196ZM218 245V244H217ZM216 245V246H217ZM220 245V244H219ZM240 245V244H239ZM256 245V244H255ZM6 246V245H5ZM33 246H34V244H33ZM38 246V245H37ZM56 246V245H55ZM79 246V245H78ZM93 246H95V245H93ZM98 246V245H97ZM104 246V245H103ZM145 246V245H144ZM148 246V245H147ZM188 246V245H187ZM209 246V245H208ZM207 246V247H208ZM211 246V245H210ZM232 246V245H231ZM234 246V245H233ZM45 247V246H44ZM83 247V246H82ZM123 247V246H122ZM136 247V246H135ZM149 247V246H148ZM155 247H156V245H155ZM161 247V246H160ZM166 247V246H165ZM173 247V246H172ZM184 247V246H183ZM212 247V246H211ZM225 247V246H224ZM235 247V246H234ZM263 247V246H262ZM4 248V247H3ZM5 248H7V247H5ZM40 248V247H39ZM43 248V247H42ZM49 248H51V247H49ZM56 248V247H55ZM80 248V247H79ZM98 248V247H97ZM100 248V247H99ZM154 248V247H153ZM152 248V249H153ZM178 248V247H177ZM181 248V247H180ZM200 248H201V246H200ZM210 248V247H209ZM219 248V247H218ZM237 248V247H236ZM89 249V248H88ZM101 249V248H100ZM124 249V248H123ZM134 249H136V248H134ZM140 249V248H139ZM156 249V248H155ZM230 249V248H229ZM232 249V248H231ZM54 250V249H53ZM57 250V249H56ZM92 250H93V247H92ZM91 250V251H92ZM148 250V249H147ZM172 250V249H171ZM192 251H193V249H191ZM225 250V249H224ZM257 250V249H256ZM255 250V251H256ZM261 250V249H260ZM264 250V249H263ZM152 251V250H151ZM167 251V250H166ZM173 251V250H172ZM171 251V252H172ZM192 251H191V253H192ZM48 252H51V250L50 251H48ZM90 252V251H89ZM122 252V251H121ZM175 252V251H174ZM177 252V251H176ZM178 252H179V250H178ZM212 252V251H211ZM210 252V253H211ZM254 252V251H253ZM52 253V252H51ZM93 253V252H92ZM139 253V252H138ZM170 253V252H169ZM183 253V252H182ZM194 253H195V251H194ZM205 253L206 252H204V254L203 255H205ZM215 253V252H214ZM89 254V253H88ZM87 254V255H88ZM121 254H123V253H121ZM140 254H141V252H140ZM236 254H238V252L236 251V250H234V248H233V250L232 251H229V252H227L226 254L224 253V255H222V257H221V262L223 261L224 262V264H241L240 262H241V260L240 259H242V258H240L239 260H240V262L238 261V259H236L235 258V255ZM245 254H246V252H245ZM52 255V254H51ZM115 255V254H114ZM124 255V254H123ZM142 255V254H141ZM170 255H171V253H170ZM185 255V254H184ZM192 255V254H191ZM211 255H213V257H214V254H211ZM219 255V254H218ZM240 255V257L243 255V253H240L239 254ZM238 255V256H239ZM250 255V254H249ZM260 255V254H259ZM53 256V255H52ZM93 256V255H92ZM110 256H112V255H110ZM117 256V255H116ZM121 256V255H120ZM131 256V255H130ZM190 255H188V257H189ZM217 256V255H216ZM246 256V255H245ZM248 256V255H247ZM88 257H89V255H88ZM143 256H141V258H142ZM147 257V256H146ZM172 257V256H171ZM170 257V258H171ZM178 257H179V255H178ZM191 257V256H190ZM193 257H195V256H193ZM200 257V256H199ZM198 257V258H199ZM212 257V256H211ZM218 257V256H217ZM220 257V256H219ZM243 257V256H242ZM248 257H251V256H248ZM259 257V256H258ZM262 257V256H261ZM93 258H94V256H93ZM96 258V257H95ZM168 258V257H167ZM183 258V257H182ZM197 258V259H198ZM215 258V257H214ZM88 259V258H87ZM90 259V258H89ZM88 259V260H89ZM116 259V258H115ZM125 259V258H124ZM130 259H132V258H130ZM134 259V258H133ZM132 259V260H133ZM193 259V258H192ZM219 259V258H218ZM257 259V258H256ZM172 260V259H171ZM181 260V259H180ZM184 260V259H183ZM220 260V259H219ZM261 260V259H260ZM91 261V260H90ZM113 260L111 259V262H112ZM125 261H127V260H125ZM124 261V262H125ZM131 261V260H130ZM134 261V260H133ZM141 261V260H140ZM179 261V260H178ZM187 261H188V259H187ZM209 261V260H208ZM211 261V260H210ZM109 262H110V260H109ZM139 262V261H138ZM192 262V261H191ZM190 262V263H191ZM195 262V261H194ZM202 262V261H201ZM216 262H217V260H216ZM243 262H244V260H242V264H243ZM247 262V261H246ZM97 263V262H96ZM123 263V262H122ZM184 263V262H183ZM207 263H209V262H207ZM248 263V262H247ZM261 263V262H260ZM76 264V263H75ZM124 264V263H123ZM127 264V263H126ZM146 264V263H145ZM262 264V263H261Z\"/></svg>","mask_w":264,"mask_h":264}]
</instances>
